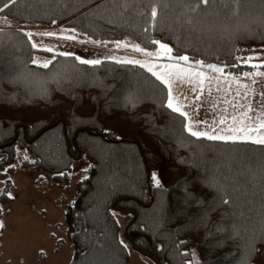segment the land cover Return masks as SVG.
I'll return each mask as SVG.
<instances>
[{
    "label": "trees",
    "instance_id": "obj_1",
    "mask_svg": "<svg viewBox=\"0 0 264 264\" xmlns=\"http://www.w3.org/2000/svg\"><path fill=\"white\" fill-rule=\"evenodd\" d=\"M191 2L18 0L0 13V179L19 155L22 168L77 178L66 212L71 264H129L116 213L155 264H255L264 249V145L192 136L166 107L167 84L142 65L32 47L30 28L68 26L147 50L159 41L172 58L235 77L256 69L245 61L264 54V0H211L196 13ZM45 56L47 67L33 63ZM79 154L87 169L76 167ZM10 199L0 194V225Z\"/></svg>",
    "mask_w": 264,
    "mask_h": 264
},
{
    "label": "rangeland",
    "instance_id": "obj_2",
    "mask_svg": "<svg viewBox=\"0 0 264 264\" xmlns=\"http://www.w3.org/2000/svg\"><path fill=\"white\" fill-rule=\"evenodd\" d=\"M29 30L35 33L34 42L38 47L51 48L54 52L70 53L81 60H138L140 61L138 65L152 68L153 73H171L168 79L172 82V95L178 98L174 100V106H181L182 112L188 113L187 123L207 122L197 123L196 130L206 131L210 125L216 128L222 116L229 118L228 123L219 125L218 129L229 125L239 126L233 124L231 116H237L239 120L238 112L243 113L245 109L237 110L233 107L234 104H251L254 111L249 115L253 117L260 116L264 112V95H261L264 92V54L247 57V64L257 65L256 69L249 72L248 76L235 77L225 70L224 74H220L207 67L208 64L223 67L218 63L197 65L178 62L172 58V53L170 56L165 55L160 46L156 50L141 47H139L141 50H137L138 44L130 39L94 40L68 26L33 27ZM43 32H54L56 35L51 37L38 35ZM117 42L121 44L120 47L116 46ZM49 59L46 56L37 57L36 61L44 64L48 63ZM176 63L185 68L191 67L193 70L203 71L213 77L220 76L219 90L215 81L211 88L206 82L202 93L194 77L191 78V82L188 77L181 81L178 75L185 74H178L177 69L169 67ZM225 76L228 77L227 83L224 82ZM228 84H231L230 90ZM238 84L248 86L239 88L240 97L236 96ZM193 88H196L195 92ZM197 96H200L199 100L196 99ZM21 159L20 155L16 157L11 164L15 166L14 170L0 179V194L6 192L11 197L3 204L4 214L1 225L4 229L1 237L0 264H71L75 248L67 238L66 212L76 199L77 178L73 176L67 181L64 177L54 178L51 173L42 170L22 168ZM75 165L80 170L87 169L88 162L80 157ZM116 217L120 222L121 239L130 251L129 264H155L153 259L135 250L125 238V216L116 213ZM255 264H264V249L259 250Z\"/></svg>",
    "mask_w": 264,
    "mask_h": 264
},
{
    "label": "snow or ice",
    "instance_id": "obj_3",
    "mask_svg": "<svg viewBox=\"0 0 264 264\" xmlns=\"http://www.w3.org/2000/svg\"><path fill=\"white\" fill-rule=\"evenodd\" d=\"M210 2H211V0H192L191 6L189 7V11L192 13H196L198 11V5L199 4L207 5ZM234 2L238 4L240 2V0H234ZM17 3H18V0H7V2H3V7H0V13H2L5 9H9L10 6L16 5ZM151 15H152V17L157 16L156 8L152 9ZM61 31L63 32L65 30H61ZM25 35H27L29 37V39H31L33 36V33L27 32V33H25ZM38 35L51 37V36L56 35V33H54V32H43V33H38ZM68 38L73 39L74 37H68ZM153 43L159 44L160 49L163 50L164 54L170 56L172 49L168 45L160 43L159 41H154ZM116 46L120 47L121 44L119 42H117ZM124 46H127V45H124ZM32 47L37 48L38 44L33 43ZM136 48H137V50H141L139 48V46H136ZM46 50L52 51L51 48H47ZM63 54L64 55H70V53H63ZM149 55H151V53H149ZM175 59L178 62L183 61V62L187 63L189 61V57L186 55H178L177 57H175ZM36 62H37L36 60H33V63H36ZM81 62L82 63H89V64H99L101 61L97 59V60H83ZM120 62H122V63H135V64L140 63V61H138V60H127V61H120ZM195 63L197 65H203L202 61H195ZM245 63H247V61H245ZM43 66L47 67L48 63H44ZM169 67L177 69L178 74L179 73L185 74V75H178V78L181 81H183L185 79V77H188L190 79V82H191V78L194 77L195 83L198 85L201 93L204 90L206 82L209 85V87L211 88L213 81H215L216 85H217V90H219V85L221 83V77L220 76L213 77L211 75L204 73L203 71L193 70L191 67L185 68L184 66H182L179 63H176V64L171 65ZM207 67L209 69H211L213 72L224 74V68L223 67H218L217 65H213V64H208ZM253 67H257V65H253ZM148 70L152 71V68H149ZM153 75H158V78L161 79L165 84H167L169 86L168 100H167L166 107L168 109L173 110L176 113H179V114L187 117L188 113L182 112L181 106H174V100H176L178 98H176L172 95V82L170 79H168V77L171 75V73H168V72H165L162 74L153 73ZM244 75L248 76L250 74L244 73ZM224 82L225 83L228 82L227 76L224 77ZM247 87H248L247 85L238 84L236 96L240 97V95H241L239 88H247ZM230 88H231V84H228V89L230 90ZM193 91L195 92L196 88H193ZM261 95H264V92H262ZM245 96H247V93H245ZM196 99L199 100L200 96H197ZM233 107L237 108V110L239 108L245 109V111L243 113L238 112V116L240 117L239 120H238L237 116H231V120H232L233 124H238L239 126L229 125L227 127L218 129L219 125H227V123H228L229 118L222 116L219 119L216 128H214L210 125L208 130H206V131L205 130H196L195 125L197 123H207V122H199V121H189L188 123L185 124V128L192 136L206 137L210 140H225V141H229V140L230 141L250 140L256 144L264 145V112H262V114L260 116L253 117V116L249 115L250 112L254 111L251 104H246V105L234 104ZM214 123H217V122L214 121ZM61 175H63V173H61ZM153 179L156 180L157 185H159L160 181L156 178L155 174H153ZM0 226H2V225H0ZM249 256H250V258H253V257H251V253L249 254ZM189 264H194V262L190 261Z\"/></svg>",
    "mask_w": 264,
    "mask_h": 264
},
{
    "label": "water",
    "instance_id": "obj_4",
    "mask_svg": "<svg viewBox=\"0 0 264 264\" xmlns=\"http://www.w3.org/2000/svg\"><path fill=\"white\" fill-rule=\"evenodd\" d=\"M42 133V132H41ZM81 157V155L79 154L77 157H76V159H79Z\"/></svg>",
    "mask_w": 264,
    "mask_h": 264
}]
</instances>
